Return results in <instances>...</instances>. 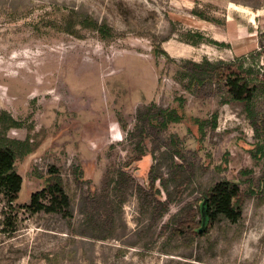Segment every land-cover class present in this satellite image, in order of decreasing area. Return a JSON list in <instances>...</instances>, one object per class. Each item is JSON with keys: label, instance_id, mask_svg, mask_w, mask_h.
<instances>
[{"label": "rangeland", "instance_id": "1", "mask_svg": "<svg viewBox=\"0 0 264 264\" xmlns=\"http://www.w3.org/2000/svg\"><path fill=\"white\" fill-rule=\"evenodd\" d=\"M77 12L109 26L108 37L53 27L62 14ZM190 31L203 32L204 41H182ZM205 58L264 65V0H0V113L22 123L9 136L32 145L15 164L23 177L18 202L29 203L52 167L71 200L69 215L23 209L15 230L5 232L0 195V264H264V189L245 197L240 221L221 217L201 233L188 227L190 219L197 224L205 190L225 179L245 187L242 170L258 178L264 169L251 154L244 103L226 91L191 93L175 79L186 60ZM152 102L178 108L185 120L162 135L165 146L149 141L146 156L129 169L146 185L154 166L166 179L167 191L160 181L157 187L169 210L156 219L131 191L116 205L111 229H92L83 197L103 190L107 170L129 161L137 111ZM214 113L217 128L203 136L196 119ZM171 135L190 150L191 179L173 166Z\"/></svg>", "mask_w": 264, "mask_h": 264}, {"label": "trees", "instance_id": "2", "mask_svg": "<svg viewBox=\"0 0 264 264\" xmlns=\"http://www.w3.org/2000/svg\"><path fill=\"white\" fill-rule=\"evenodd\" d=\"M203 19L210 20L202 12L195 11ZM53 27L77 37H82L81 30L93 29L107 38L110 27L100 23L92 16L84 13H64L60 20L52 21ZM205 35L201 31H190L182 38L191 45H198L204 41ZM217 43V41H212ZM175 79L185 90L198 94L206 89L226 91L230 100L244 103L246 118L254 132L255 147L251 149L252 156L264 161V65L259 67L247 65L245 61H218L212 62L205 58L202 62L186 60ZM181 100V109L184 107V98ZM218 113H214L210 120L196 119L199 132L206 136L207 130L217 128ZM136 123L129 133L133 144V154L124 167L109 168L105 175L103 190L83 197V212L87 223L95 230H108L115 224L116 207H122L128 194L134 191L138 195L141 208L151 210L154 217L161 219L169 210L168 198L162 199L161 189L157 187L160 181L167 191L166 179L154 172V166L147 177V184L140 183L129 167L140 161L147 154V145L151 141L155 148L165 146L161 141L162 135L167 132L172 123H181L185 120L184 114L178 108L160 107L152 102L138 109ZM22 128L21 121L15 119L7 111L0 113V195L4 197L7 211L4 224L5 232L15 230V223L19 211L26 210L30 214L39 212L70 214V197L65 189L62 177L57 168L52 167L47 183L31 195L29 203L21 204L20 193L23 188V177L16 170L15 164L18 155L31 151L30 139L20 140L9 136L11 129ZM171 160L176 170L181 171L188 179L193 177L188 161L190 150L181 145V140L171 135ZM246 176V186L242 182L222 180L204 191L197 201L194 216L188 227L194 233L206 231L208 226L214 225L221 217L236 223L240 221L244 210V200L247 196L259 194L264 189V169L261 176L256 178L251 169L242 170ZM169 194V193H168ZM167 194V195H168ZM168 197V196H167ZM116 201V204H115ZM117 205V206H116ZM154 219V220H156ZM197 226V227H196ZM176 232L183 231L177 228ZM176 235L179 233H175ZM106 238V236L97 237Z\"/></svg>", "mask_w": 264, "mask_h": 264}]
</instances>
